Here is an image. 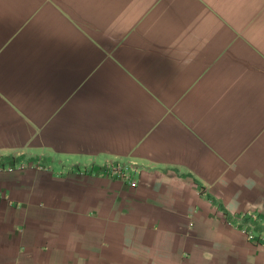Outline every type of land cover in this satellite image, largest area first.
<instances>
[{"label":"crops","instance_id":"crops-1","mask_svg":"<svg viewBox=\"0 0 264 264\" xmlns=\"http://www.w3.org/2000/svg\"><path fill=\"white\" fill-rule=\"evenodd\" d=\"M244 224L264 0H0V264H264Z\"/></svg>","mask_w":264,"mask_h":264},{"label":"built area","instance_id":"built-area-1","mask_svg":"<svg viewBox=\"0 0 264 264\" xmlns=\"http://www.w3.org/2000/svg\"><path fill=\"white\" fill-rule=\"evenodd\" d=\"M138 167L134 165L133 163L131 164H125V163H108L103 166V170L98 174L103 177L107 178H115V179H121L127 183H129L132 187H137L138 182L135 179V176L138 172ZM253 218H255L253 216ZM231 226H234L232 223H229ZM247 224L244 225H238L236 228L240 231H243L244 234L247 235L249 240H264V236L261 234H257L254 232V226H246Z\"/></svg>","mask_w":264,"mask_h":264}]
</instances>
